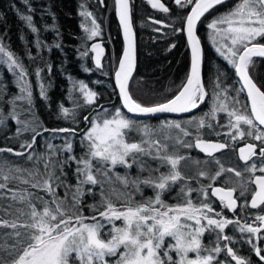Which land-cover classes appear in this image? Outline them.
Here are the masks:
<instances>
[{"label": "snow or ice", "instance_id": "1", "mask_svg": "<svg viewBox=\"0 0 264 264\" xmlns=\"http://www.w3.org/2000/svg\"><path fill=\"white\" fill-rule=\"evenodd\" d=\"M23 2L28 4V0ZM99 2L103 4L104 0ZM148 3L153 9L161 12L170 11L161 0H148ZM174 3L180 8L190 9L184 16V27L174 29V31L186 29L191 53L190 71L171 98L146 106L134 99L129 91V80L135 67L130 2L115 0V10L123 28L125 41L123 54L115 72V81L123 107L128 113L140 115L190 113L205 102L209 94L201 75L203 54L201 40L197 35V25L206 14L212 15V19L207 23L212 43L217 53L234 68L241 87L234 89L236 95L231 96L229 86L223 85L220 75H217L213 82V104L205 116L215 119L218 112H225L229 128L226 135L233 142L238 139L245 140L246 137L260 142L259 145L246 142L244 147L239 148V158L245 161V171L250 174L247 183L254 186L251 189L250 204L245 199L244 207L256 209L264 206V90H262L264 85H258L249 73L253 58H264V0H236V3L224 12H217V6L225 5L227 0H174ZM80 14L86 18L92 16V13L87 11ZM21 19L27 22L32 32H37L31 15H21ZM152 22L163 23L159 20ZM81 26L89 33V39L100 35V26L94 18L91 20V27ZM154 30L160 31L159 28ZM172 47L174 48L175 44ZM92 51L96 53L95 63L99 68L103 50L97 44L93 46ZM0 63L6 64L8 70L16 75L22 94L9 101L12 112L8 115L21 125L17 128L16 134L19 136L27 131L33 133L30 141L20 144L22 151L0 147V154L7 152L25 157V152L33 149L37 136L41 135L42 125L34 115L31 120H21L16 113L17 100H26L29 112L31 111L33 92L27 80L26 67L3 42V38H0ZM41 71L40 68L35 71L38 78ZM85 71L89 69L85 68ZM73 89L82 94L86 105L95 104L97 93L89 89L83 81L74 83ZM241 92L246 93L245 103H241L239 99ZM40 96L47 99L43 83L40 84ZM59 107L58 118L71 117L75 122L74 109H69L63 104ZM103 111L104 115L98 113L95 118L89 119L88 116L83 118L90 125L83 135V140L87 142L85 155L79 158L72 155L64 161L67 163L71 160L77 164V184L74 189L71 185H64L60 176L56 175V165L52 162L55 150L51 144L47 146L50 153L48 156L36 155L34 152L26 156V161L33 162L31 168L20 165L8 166L6 161L0 163V264H230L231 261L235 264H252L249 258L238 255L233 247L229 246L232 237L224 234L228 225H235L240 233L248 234L247 243L252 245L255 256L264 262V248L258 246L253 239L264 238L260 235L264 230V215H256L258 226L247 221L241 223L239 219L221 217L220 213H216L207 202L209 193L204 186L198 189L203 197L199 203L192 201L191 193L196 190L187 185L181 188L182 203L170 205L162 199L163 194L169 191L172 185L189 179L178 168L186 157L170 153L166 141L174 139L175 143L183 147H193L191 143L185 142L180 136L173 138L169 134L163 135L164 142L161 139H153L156 134L154 129L148 125L138 124L125 116L119 108L112 114H108L107 109ZM193 122L196 123L197 131L205 126L213 127L204 117L198 120L193 117L189 123ZM4 124V112L0 109V126ZM165 129H178L185 137L191 135L175 121L165 122L159 131L164 133ZM43 131L49 129L43 128ZM51 131L74 134L76 130L60 128ZM133 131L141 135L139 142H129L128 134ZM194 146L209 156L228 147L225 143L203 141L199 136ZM258 147L259 166L256 162L248 164L257 156ZM63 151L72 152L71 142L65 144ZM144 156L158 160L160 166H168V171L154 176V172H159V167L152 169L146 166L142 159ZM42 160L43 171L39 167ZM216 163L219 164V161ZM134 164L139 167L140 172L147 171L148 175L143 178L139 175L132 178L127 174L123 176L117 174L115 179L124 188V191L115 188L111 190V194L119 202L117 204L110 195L104 194L103 185L98 177L102 176L111 181L109 173L117 165L130 169ZM225 171L234 172L236 177L242 176L241 172L232 168L224 169L222 165L213 176L209 177L203 171L199 176L215 181ZM60 172L64 174L63 164L60 165ZM89 184L93 186L101 184L99 205L88 206L94 213L92 216L84 215L82 206L83 186ZM141 185L153 188L155 195L136 201L134 193H141ZM61 186H65L66 189L63 198L58 196L56 191ZM207 187L212 189L211 196L218 197L224 207L236 211L238 205L234 196L235 188L212 187L211 184ZM129 188L132 191H128ZM69 190L70 200L67 195ZM246 191H248L246 185H241L240 196H245ZM39 192H44L48 199L39 195ZM213 213L214 215H210ZM117 221L121 224L117 225ZM106 225L111 226L107 239L103 237ZM206 231L216 233V241L212 247L202 243ZM221 240L227 243L221 246ZM221 252H225L230 261L218 260ZM109 257L116 259L113 262L108 259Z\"/></svg>", "mask_w": 264, "mask_h": 264}, {"label": "trees", "instance_id": "2", "mask_svg": "<svg viewBox=\"0 0 264 264\" xmlns=\"http://www.w3.org/2000/svg\"><path fill=\"white\" fill-rule=\"evenodd\" d=\"M129 2L135 38V68L129 81V91L133 98L140 103L146 106L153 105L171 98L186 77L188 51L182 31H174V29L182 28L184 16L189 8L178 7L174 0H161L170 9L168 13H164L153 9L148 0H129ZM234 3L236 0H227L225 5L217 6V12L226 11ZM81 10L91 12V18H94L100 26V35L93 37L91 41L86 42L84 38V27L81 26L84 25V20L79 14ZM215 14L213 13V15ZM21 15L33 17V25L37 28V32L31 31L27 22L21 19ZM0 16H2L0 18V38H3V42L26 67L27 80L30 82L33 92L31 111L29 112L26 100H17L16 113L21 120L27 117L31 120L34 115L42 125L41 135L37 136L33 149H28L25 152V157L5 152L0 154V163L6 161L8 166L20 165L31 168L33 162L26 161V156L32 152L36 155L48 156L50 153L47 146L51 144L55 150L52 162L56 165V175L60 176L64 185H71L74 189L77 184V164L71 160H68L67 163L64 161L69 156L74 155L79 158L87 152V142L80 140L89 125L83 118L88 116L91 119L93 115L104 108L116 107L120 109L112 83V73L121 49L113 12V0H104L103 4L99 0H28V4H25L23 0H0ZM211 19L212 15L206 14L202 18V22L197 25V35L201 40L203 54L201 75L205 89L209 94L205 102L199 108L183 116L145 118L151 121L157 119L173 121L190 119V117H198V119L204 117L213 127L205 126L197 131L196 125L191 124L187 129L191 135L183 136V140L191 144L197 139V136L202 140L224 141L227 137L226 133L229 132L228 117L225 112H218L215 119L205 116V113H209L212 107L213 82L217 75H220L223 85L229 86L231 96L236 95L234 89L240 88L233 75V67L221 55L217 54L213 45L209 44L207 23ZM153 20L163 23L154 24ZM164 25L170 26L165 27ZM156 28H159L160 31H155ZM93 41L102 42L100 45L103 51L99 68L95 63L96 57L91 52ZM173 44H175L174 48ZM84 53L86 55H83ZM49 66L51 71H49ZM37 68L42 69L39 78L35 75ZM85 68L89 71H85ZM249 73L258 85H264V60L253 59ZM16 79V75L8 70L7 65L0 63V109L3 110L5 118V124L0 126V147H10L15 151H22L20 144L30 141L33 133L27 131L17 136L16 130L21 125L14 123L8 115L12 112V105L9 101L22 95ZM79 81H83L89 89L97 93L95 104L86 105L82 94L73 89V84ZM41 83L45 87L47 99L40 96ZM239 99L241 103H245L243 92L240 93ZM61 104L75 110V122L71 117L68 119L58 118ZM43 128H47L49 131H43ZM60 128L75 129L76 131L74 134L55 132L58 137L54 138L53 134H50L53 133L51 130ZM66 142L72 144L71 153L63 151V144ZM178 152L200 162L204 160L192 147L182 146ZM43 163L42 160L39 164L41 171H43ZM61 164H63L64 174L60 172ZM153 165L152 169L159 167V173L168 171V167ZM123 168L116 166L112 169V173L115 176L117 174L122 176ZM180 171L185 176L188 172ZM141 175L143 178L146 173ZM195 177L197 175L191 174L190 178L192 180ZM98 178L101 180L106 195V187L103 183L105 178L102 176ZM101 184L83 186L84 215L92 216L94 214L88 207L89 205H99ZM181 184H183V180L177 182L176 186L172 185V188L163 194L162 199L167 204L173 205L181 201L180 192L183 187ZM56 191L61 198L66 195L65 186L57 188ZM128 191H132V189L129 188ZM141 193H134L135 200L138 201L150 195L144 185L141 186ZM38 194L48 199L44 192ZM67 195L70 200L71 190ZM111 198L117 202L116 198ZM116 223L120 225L119 221ZM110 227V225H106L103 229L105 239L108 238ZM108 259L115 261V257Z\"/></svg>", "mask_w": 264, "mask_h": 264}, {"label": "flooded vegetation", "instance_id": "3", "mask_svg": "<svg viewBox=\"0 0 264 264\" xmlns=\"http://www.w3.org/2000/svg\"><path fill=\"white\" fill-rule=\"evenodd\" d=\"M209 141L225 143L228 145V147L220 151H217L212 156H204L192 147L193 150L200 157H202L204 160H207V170L205 172L208 174V176L210 177L215 175V172L219 170L220 165H222L224 169H229V168L235 169L236 171L241 172L242 176L236 177L234 172L225 171L215 181H211L208 177H201L199 176V174L197 175V177L191 180L190 178L191 174L190 172H187L186 176L185 175L184 176L189 179L183 180V184L181 185H183V187L187 185L188 187H191L192 189L196 190L191 193V197H190L194 203H199L203 199L198 189H200L201 186H204L209 193L208 201L211 202L210 204L215 209V212L220 213L221 217L232 220L239 219L241 223L247 221V223L253 224L254 226H258L259 222L255 220V217L258 214L264 215V211H262V209H264V206H260L256 209H252L250 207H244L245 199H247L250 204L251 189L254 186L247 183L250 174L245 171V167H246L245 161H242L239 158V148L244 147L246 142L255 143L257 145H259L260 142L251 140L248 137H246L245 140L238 139L237 142L236 141L233 142L228 135L224 141L222 140H209ZM217 160L219 161V164L216 163ZM259 160L260 157H259V147H258L257 156L253 157L252 160L248 162V164L256 162L259 166ZM239 182L241 183V185H246L248 189V191L245 192V196L243 197L240 196L241 185H239ZM209 184H211L212 187H224V188L236 189L234 196L237 198L238 206L235 212L224 207V205L220 202L218 197L211 196L212 189L207 187ZM207 232L209 238L210 237L213 238L214 236H216L215 232L206 231L205 233L207 234ZM224 234L232 237V243L229 246L233 247V249L237 252L238 255L249 258L252 261V264H264V262L260 261L259 258L255 256L254 251H252V245L247 243L248 240L247 233L242 234L235 225H228L225 228ZM260 235L261 237H264V230H262ZM204 238L205 235L202 237V239ZM253 239L258 246L264 248V238L257 240L255 237H253ZM225 243L227 242L222 240L220 241L221 246H223ZM224 259L230 261V257H226V253L221 252L220 256L218 257V260H224ZM230 264H235V262L231 261Z\"/></svg>", "mask_w": 264, "mask_h": 264}, {"label": "rangeland", "instance_id": "4", "mask_svg": "<svg viewBox=\"0 0 264 264\" xmlns=\"http://www.w3.org/2000/svg\"><path fill=\"white\" fill-rule=\"evenodd\" d=\"M82 11H86V10H81L80 11V13L82 12ZM88 12V11H87ZM113 12H114V14H115V9H114V0H113ZM79 13V14H80ZM80 16L83 18V20H84V25L85 26H87V27H91V20H92V18L91 17H85V16H82L81 14H80ZM208 30V29H207ZM84 31V33H85V35H84V38H85V41L87 42V41H91L92 40V38L91 39H89V33L88 32H85V30H83ZM209 32H210V30H209ZM208 41H209V44H211V45H213V43H212V39H211V37H210V35H209V33H208ZM95 41H93L92 43H94ZM92 43H91V52L93 53V55L96 57V53L95 52H93L92 51V48H93V46H92ZM98 45H100V44H98ZM214 46V45H213ZM215 47V46H214ZM100 48H101V45H100ZM216 48V47H215ZM102 49V48H101ZM217 54H219V53H217ZM220 55V54H219ZM224 59V58H223ZM225 60V59H224ZM226 61V60H225ZM227 62V61H226ZM117 63V62H116ZM228 63V62H227ZM230 65V64H229ZM116 66V65H115ZM231 66V65H230ZM115 69V68H114ZM16 82H17V84H18V81H17V79H16ZM213 104V103H212ZM105 109V108H104ZM103 109V110H104ZM117 108L116 107H114V108H109V109H107L108 110V114H112V113H114V111L116 110ZM103 110H100V111H98L97 112V114L99 113V114H101V115H104V111ZM97 114H95V115H93L92 116V118H95L96 116H97ZM126 116V115H125ZM128 117V116H127ZM91 118V119H92ZM128 118H130V117H128ZM196 118V117H195ZM130 119H132V120H134V121H136L138 124H140V125H148L150 128H152V129H154L155 130V132H156V134L152 137L153 139H161L162 140V142H164L163 141V135L164 134H169V135H171L173 138H175V137H177V136H180V138L183 140V135L181 134V133H179V130L178 129H171V130H168V129H165V132L164 133H161L159 130H160V128L164 125V123L165 122H173V121H175V122H179L181 125H182V127H184V128H186V129H188L189 128V126L191 125V124H193V125H196V123L195 122H193V123H189V121L190 120H192L193 119V117H190V119H178V120H160V119H157V120H153V121H151V120H147V119H138V120H135V119H133V118H130ZM198 119V117L196 118V120ZM23 120H30V118L29 117H27L26 119H23ZM12 121L14 122V123H16L15 122V120H13L12 119ZM90 127V125H88V127H87V129ZM86 129V130H87ZM85 130V131H86ZM84 131V132H85ZM84 132H83V134H82V136H81V139L80 140H83V135H84ZM50 134H53V136H54V138H57L58 137V134H55V132H53V133H50ZM61 138H62V136H61ZM128 139H129V142H139L140 141V139H141V135L140 134H138L137 132H135V131H133V132H131V133H129L128 134V137H127ZM84 141V140H83ZM195 141V140H194ZM168 144H169V152L170 153H175V154H178V155H180V156H184V157H186V159L185 160H182L181 162H180V164H179V166H178V168H179V170H183V171H188V172H190L191 174H194V175H198L199 174V172H201V171H206L207 170V160H203V161H198V160H195L194 158H190V157H187L185 154H183V153H180V152H178V151H180V148L182 147L180 144H177V143H175V140L174 139H172V140H168V141H166ZM66 143H68V142H66ZM66 143H64L63 144V148H64V146H65V144ZM142 159L146 162V166H148V167H150V168H152V167H154V165L153 164H155V165H157V166H160V162L158 161V160H153V159H151L150 157H148V156H144V157H142ZM117 166H119V165H117ZM161 167H168V166H161ZM123 175H125V174H127L129 177H132V178H135L136 176H140L141 178H142V175L141 174H144V173H146V175L145 176H147L148 175V172L147 171H145V172H140V170H139V167L137 166V165H133V167L132 168H130V169H126V168H123ZM160 173L159 172H154L153 173V175L154 176H158ZM109 175L112 177V180L111 181H107L106 179H103V183L105 184V187H106V191H105V193H106V195H110L111 197H113V198H115V196L114 195H112L111 194V190L113 189V188H115V189H117L118 191H124V188H123V186L120 184V182L119 181H117L116 179H115V175L112 173V171L109 173ZM122 175V176H123ZM144 176V177H145ZM238 183V182H237ZM239 185H241V183L239 182ZM141 186H143V185H141ZM174 186H176L175 184H174ZM172 188V187H171ZM146 189H147V193L148 194H150L148 197H146V198H142V199H140V200H138V201H141V200H144V199H147V198H149V197H153L154 195H155V192H154V190H153V188H151V187H147L146 186ZM172 195H173V192H172ZM180 199H181V201H178V203H182L183 202V199H182V197H181V195H180ZM137 201V200H136ZM207 202H209V201H207ZM209 203H211V202H209ZM172 204V203H171ZM175 204V203H174ZM210 215H214V213L213 214H210ZM119 223L121 224V222L119 221ZM205 235V238L204 239H202V243L205 245V246H207V247H212L213 246V244H214V242L216 241V236H214L213 238H209V235H208V232H207V234L205 233L204 234ZM166 242H169V241H166ZM190 255H194V254H190ZM173 256H174V258H176L175 257V254L173 253ZM116 259V258H115ZM217 259H218V257H217ZM110 261H112V260H110Z\"/></svg>", "mask_w": 264, "mask_h": 264}, {"label": "water", "instance_id": "5", "mask_svg": "<svg viewBox=\"0 0 264 264\" xmlns=\"http://www.w3.org/2000/svg\"><path fill=\"white\" fill-rule=\"evenodd\" d=\"M114 9H115V0H114ZM188 11H190V9H188L187 12H188ZM187 12H186V14H187ZM186 14H185V15H186ZM114 16H115V20H116V24H117V29H118V33H119V38H120V42H121V49H120V53H119V57H118V59H117V63H116L115 69H114V71H113V73H112V83H113V87H114V90H115V93H116V98H117V100H118V105H119L121 111H122L126 116H128V117H130V118H134V119L158 118V117H163V116H168V117H179V116H183V115L189 114V113H156V114L140 115V114L128 113V112H127V109L123 107L122 100H121L120 95H119V88H118V86L116 85V81H115V72H116V70H117V68H118V61H119V59L122 57V54H123V50H124V47H125V41H124V35H123V28H122V26L120 25L119 17H118V15L116 14V10H115V14H114ZM182 27H184V19H183ZM133 33H134V32H133ZM182 33H183V37H184V40H185L186 48H187V51H188V68H187V73H186V76H187V74H188L189 71H190V57H191V53H190V47H189L188 42H187V33H186V29H185L184 31H182ZM100 43H102V42H101V41H96V42L92 43V46L97 45V44H100ZM134 49H135V38H134ZM201 49H202V47H201ZM253 59L264 60V58H260V57H255V58H253ZM134 68H135V67H134ZM133 72H134V70H133ZM132 75H133V73H132ZM233 75H234L235 79L237 80L239 86L241 87V82L239 81L238 76L235 74V70H234V68H233ZM131 77H132V76H131ZM130 79H131V78H130ZM185 79H186V77H185ZM185 79H184V81H185ZM129 81H130V80H129ZM184 81H183V82H184ZM243 95H244V97H245V102H247V101H246V93L243 92ZM200 106H201V105H200ZM194 110H195V109H194ZM194 110H193V111H194ZM190 113H191V112H190ZM203 141H206V142H207V141H209V140H203ZM210 142H215V141H210ZM195 143H196V140L193 141L192 145H193V148H194L196 151H198L200 154H202V155H204V156H209V155H207L205 152H202L200 149L196 148V147L194 146ZM214 153H216V152H214ZM214 153H213V154H214ZM214 197H215V196H214Z\"/></svg>", "mask_w": 264, "mask_h": 264}]
</instances>
